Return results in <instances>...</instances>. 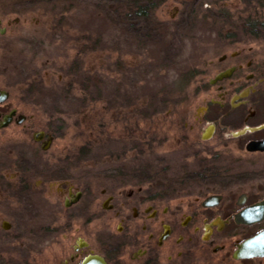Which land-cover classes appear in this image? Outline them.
I'll return each instance as SVG.
<instances>
[{
  "label": "rangeland",
  "instance_id": "1",
  "mask_svg": "<svg viewBox=\"0 0 264 264\" xmlns=\"http://www.w3.org/2000/svg\"><path fill=\"white\" fill-rule=\"evenodd\" d=\"M137 1L146 4L1 1L0 89L32 119L26 133V120L0 132V228L11 221L23 232L33 223L42 233L43 210L6 203L4 184L18 170L34 187L45 179L52 193L67 181L101 187L119 178L161 188L163 202L187 197L170 189L181 173L165 168L178 160L176 126L206 102L208 64L221 43L256 27L264 51V0H150L145 14ZM44 129L52 144L43 154L33 135Z\"/></svg>",
  "mask_w": 264,
  "mask_h": 264
},
{
  "label": "flooded vegetation",
  "instance_id": "2",
  "mask_svg": "<svg viewBox=\"0 0 264 264\" xmlns=\"http://www.w3.org/2000/svg\"><path fill=\"white\" fill-rule=\"evenodd\" d=\"M242 30L208 64V98L194 121L176 126L178 160L165 168L181 173L170 189L185 199L163 202L161 188L119 178L101 187L67 181L52 193L45 179L34 187L15 171L2 186L12 192L6 203L43 210L45 223L39 233L33 223L22 232L2 222L1 231L14 232L0 235V264H264L249 246L264 236V51L256 27ZM0 91V132L29 123L11 90ZM33 140L43 154L52 144L46 129Z\"/></svg>",
  "mask_w": 264,
  "mask_h": 264
},
{
  "label": "water",
  "instance_id": "3",
  "mask_svg": "<svg viewBox=\"0 0 264 264\" xmlns=\"http://www.w3.org/2000/svg\"><path fill=\"white\" fill-rule=\"evenodd\" d=\"M223 78V75H219L213 82L220 80ZM3 98L7 96V93L5 91H0ZM43 137V134L41 133L40 136L36 137V140H41ZM250 247H252L254 250H256L258 253H264V236L261 238L254 239L250 244Z\"/></svg>",
  "mask_w": 264,
  "mask_h": 264
},
{
  "label": "trees",
  "instance_id": "4",
  "mask_svg": "<svg viewBox=\"0 0 264 264\" xmlns=\"http://www.w3.org/2000/svg\"><path fill=\"white\" fill-rule=\"evenodd\" d=\"M138 2V5L137 6H139V9H140V11H139V13L140 14H145V12H147V10L149 9V5H151V4H149V2H150V0H145L144 2L146 3V4H139V2H141V1H137ZM143 10H145L144 12H143Z\"/></svg>",
  "mask_w": 264,
  "mask_h": 264
}]
</instances>
